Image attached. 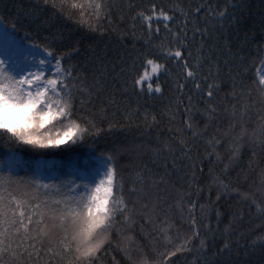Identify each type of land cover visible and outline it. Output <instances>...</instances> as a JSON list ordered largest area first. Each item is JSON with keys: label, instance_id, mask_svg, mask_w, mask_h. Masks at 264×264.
Instances as JSON below:
<instances>
[{"label": "snow or ice", "instance_id": "1", "mask_svg": "<svg viewBox=\"0 0 264 264\" xmlns=\"http://www.w3.org/2000/svg\"><path fill=\"white\" fill-rule=\"evenodd\" d=\"M125 7L127 15L116 0L70 5L81 21L112 24L115 15L124 25L121 38L131 37V62L117 73L131 75V88H123L120 101L103 72L69 63L79 49L57 52L49 42H25L16 35V23L0 15V93L21 103L35 98V115L49 117L25 132L0 126L8 148L0 156V264H100L114 235L126 242L122 251L127 254L135 243L129 233L136 227L143 232L145 224L171 245L160 254V264H172L171 258L191 252L194 242L205 247L197 226L198 213L207 210L200 203L204 193L208 204L234 199L255 208L261 234L252 243L264 245V169L258 184L247 174L243 181L227 175L245 146L252 157L264 158V43L254 51L227 42L218 46L215 41L222 37L207 25L212 10L206 4L147 0ZM226 11L217 17L223 19ZM257 63L260 68L249 75V65ZM132 93L161 102L156 112L144 110L141 120L146 131L158 127L159 134L112 152L75 156L67 168L55 159L100 136L101 124L114 127L118 115L124 117L121 126L139 128L141 108L129 106ZM157 115L167 117V124ZM225 139L228 163L218 173L217 148ZM16 148L39 159H25ZM131 151L148 155V163L126 178L117 159ZM173 207L181 221L186 214L190 235L180 236L176 228L175 237H169L175 228L168 215ZM229 247L225 243L224 251ZM132 264H152V259L141 253Z\"/></svg>", "mask_w": 264, "mask_h": 264}, {"label": "trees", "instance_id": "2", "mask_svg": "<svg viewBox=\"0 0 264 264\" xmlns=\"http://www.w3.org/2000/svg\"><path fill=\"white\" fill-rule=\"evenodd\" d=\"M74 2L75 0H48L45 5L44 0H0V15L16 23L18 29L16 35L25 42L28 40L37 43L49 42L57 52L79 49V54L73 56L69 63L79 65L88 71H95L97 74L103 72L102 79L107 80L108 89L117 91V100L120 101L123 88H131V75L117 77V73L121 67L127 68L131 62L130 55L134 54L131 46L132 39L130 36L121 38L120 33L124 25L115 15L112 24L104 20H101L99 24L87 19L81 21L70 8ZM116 2L121 4L127 15L125 5L128 2L147 3V0H116ZM163 2H170V0H163ZM179 2L185 7L188 5L195 7L200 4L210 6L212 11L207 15V25L214 35L218 34L222 37L215 41L218 46L222 47L227 42L234 47L240 46L248 51H254L256 44L264 43V0H179ZM225 10H227L225 17L219 19L216 14ZM204 22L205 14L202 13L200 24L203 25ZM89 24L93 27L90 28ZM117 25L120 27L117 28ZM212 42L209 41V43ZM137 47H139L138 44ZM259 66L258 63L255 67L249 65V75L257 72ZM170 87V83L165 85L166 95ZM128 103L133 108L137 104L140 105L141 112L136 118V123L140 124L139 128L132 125L121 126L124 124V117L118 115L114 127L109 129L106 123L101 124L104 132L100 136L89 139L74 152L60 154L55 159L65 161L64 167L67 168V162L75 156L112 152L121 145H133L141 140L148 141L160 133L161 129L158 127H154L150 132L146 131L141 123L143 111L151 109L156 112L161 106L159 100L149 96L137 97L135 93H132ZM109 118L111 119V116ZM157 118L162 121V124L168 122L167 117L157 115ZM229 143L225 139L217 148L222 158V163L215 169L218 173L224 164L228 163ZM7 151L8 148L0 138V156ZM15 151L25 159L32 161L39 159L24 148H16ZM144 163H148V155H140L135 151L122 152L117 159V164L126 178L134 177ZM149 167H152L150 163ZM261 169H264V158L259 155L252 157L245 146L241 150L239 160L233 162L228 168L227 175L233 179L239 176L243 181L244 175L247 174L249 178L256 179L258 184ZM211 199L215 200L214 191ZM169 203H173L171 198ZM200 203L207 205L205 214L197 215V226L200 229L201 239L205 240V247L201 249L199 241L194 242L191 246L192 251L178 253L177 257L171 258L172 264H264V245H261L259 241L252 243L261 234V230L256 226L262 221L256 214L255 208L249 209L234 199H222L218 203L208 204L207 193H204ZM168 215L174 219L175 225L173 231L169 232V237H175L176 228L179 229L180 236L190 235L191 229L188 227L186 214L181 221L178 209L173 207L168 211ZM129 235L135 243L128 253L125 254L122 251L127 247L126 242L114 235L112 245L107 248V254L101 257L100 264H132V261L136 260L141 253H146L152 259V264H160V254L171 247L162 235L153 232L152 226L147 224L144 225L143 232L136 227ZM225 243L230 245L227 251H224ZM117 244L120 247H117Z\"/></svg>", "mask_w": 264, "mask_h": 264}, {"label": "clouds", "instance_id": "3", "mask_svg": "<svg viewBox=\"0 0 264 264\" xmlns=\"http://www.w3.org/2000/svg\"><path fill=\"white\" fill-rule=\"evenodd\" d=\"M37 100L29 97L19 102L9 95L0 93V126L18 129L20 132L30 131L39 123H43L48 116L37 117L35 109Z\"/></svg>", "mask_w": 264, "mask_h": 264}, {"label": "rangeland", "instance_id": "4", "mask_svg": "<svg viewBox=\"0 0 264 264\" xmlns=\"http://www.w3.org/2000/svg\"><path fill=\"white\" fill-rule=\"evenodd\" d=\"M259 68H260V66H259ZM259 68H258V69H259Z\"/></svg>", "mask_w": 264, "mask_h": 264}]
</instances>
